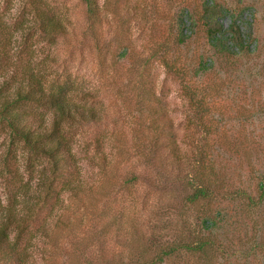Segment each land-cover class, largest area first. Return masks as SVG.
I'll return each instance as SVG.
<instances>
[{"label":"rangeland","instance_id":"374dc122","mask_svg":"<svg viewBox=\"0 0 264 264\" xmlns=\"http://www.w3.org/2000/svg\"><path fill=\"white\" fill-rule=\"evenodd\" d=\"M215 1L224 8L230 5L220 21L227 26L234 17L237 19L249 44L247 52L215 56L202 26L186 45L180 47L175 44L170 26L173 15L184 7L201 11L204 2ZM47 2L65 20L71 33L67 40H59L57 44L37 37L32 15L24 0H0L9 24L12 22L18 27L15 33L20 45L23 38L29 37V43L45 60L47 72L66 76L77 90H101L95 101L72 96L77 102L103 108L105 113L100 123L69 124L74 136L73 151L83 179L88 183L96 182L101 174L92 161L96 153V137H100V142L103 140L105 151L112 155L116 153L113 146L125 147L130 153L128 160L120 165L121 175L136 171L154 182L151 185L141 178L131 193L121 191L119 195L126 198L127 206L136 205L139 228H142L148 243L159 245L180 241L179 238L196 240L205 234L201 231L200 222L204 213L220 211L223 221L210 237L221 249L214 254L212 264H264V197L259 199L260 187L264 183V0H131L129 3L119 0L117 13L107 7L102 11L105 35L101 44L103 49L99 51L87 32L88 21L81 0ZM141 12H147V16H142ZM126 40L140 53L139 58L118 57L120 43ZM160 43L168 44L172 56L179 57L183 76H174L160 58H150L152 48ZM200 56H204L211 71L198 79L192 74ZM141 72L149 74L157 94L169 108L186 155H192L188 144L191 138L197 142L200 139V145L213 153L219 180L218 198L211 205L203 207L188 201L194 189L191 179L197 167L193 163L195 158L180 166L164 149L158 151L154 161L135 151L140 113L134 90ZM187 83L200 90L205 87L211 90L209 106L207 110L202 109L207 111V121L212 123L208 133L201 131L200 127L195 129V133L194 126L192 128L190 117L196 116V108L185 92L184 84ZM144 121L148 119L144 118ZM10 137L8 128L0 122V168L1 156L6 154ZM17 153L20 170L28 177L26 169L30 157L27 150L20 144ZM41 162L37 159L35 174L43 168ZM1 176L0 173V197L4 198L5 184ZM64 199L69 201L67 194ZM53 227L50 225V229ZM83 231L82 228L78 230L79 237L83 236ZM37 235L30 249L28 264H88L84 258H73L69 252L52 259L53 254L48 259V239L40 233ZM64 245L68 246V243ZM69 250L72 251L71 248ZM120 250L119 242L108 239L101 254L93 256L86 252L85 255H92L94 264H103L100 260L104 256L105 260L113 263L120 257ZM181 254L165 264L204 263L199 256L187 251Z\"/></svg>","mask_w":264,"mask_h":264},{"label":"trees","instance_id":"16d2710c","mask_svg":"<svg viewBox=\"0 0 264 264\" xmlns=\"http://www.w3.org/2000/svg\"><path fill=\"white\" fill-rule=\"evenodd\" d=\"M24 1L32 15L37 37L55 44L69 38L71 33L65 20L47 0ZM81 1L85 5L87 32L93 37L96 50H102L105 35L102 11L107 7L117 13L120 2L105 0L102 4L101 0ZM126 1L129 3L131 0ZM229 6L224 8L217 1L204 2L201 11L184 7L174 14L170 26L175 44L180 47L186 45L202 26L215 56L247 52L249 44L237 19L233 16V21L227 26L220 21L224 11H229ZM141 15L146 17L147 12H141ZM17 28L12 22L9 24L0 3V122L5 124L11 136L6 154L1 156L0 173L4 179L5 196L0 197V264H28L37 233L48 239V259L53 254L52 259L69 252L73 258H84L86 263L94 264L92 255L101 254L109 239L120 243V257L110 263L104 256L100 260L103 264H165L173 257L182 256L185 251L199 256L203 264H212L214 254L221 249L210 237L223 221L220 211L204 213L200 222L201 231L205 234L196 240L179 238L180 241L159 245L148 243L142 228H139L136 205L127 206L126 198L119 195L121 191L131 193L141 178L151 185L154 182L136 171L121 175L120 165L128 160L130 153L125 147L113 146L116 153L112 155L105 151L103 140L100 142V137H96V153L92 161L101 174L96 182L88 183L83 179L73 151L74 136L69 124L100 123L105 113L103 108L77 102L72 96L95 101L100 97L101 90H77L66 76L47 72L45 60L29 43V37L23 38L20 45L15 33ZM158 45L152 48L150 58H160L174 76H183L179 57L172 56L168 44ZM119 47L118 57H140L137 49L127 40ZM203 57L200 56L192 77L200 79L210 73ZM135 87L134 96L140 113L135 151L154 161L158 151L164 149L170 159L180 166L186 160L191 162L195 158L193 163L197 167L191 179L194 189L188 201L203 207L211 205L218 198L219 180L218 164L213 153L200 145V139L197 142L191 138L188 144L192 155L187 156L169 115L170 110L157 94L149 74L141 72ZM184 87L192 106L196 108V116L190 117L192 128L200 127L201 131L208 133L212 123L207 121V111L202 109L207 110L209 106L211 90L207 87L200 90L188 83ZM40 108L43 110L39 111ZM20 144L30 157L26 169L28 177L18 163ZM37 159L43 165L38 175L35 174ZM260 188L259 199H262L263 182ZM65 194L68 195V202L64 199ZM50 225H54L53 229ZM81 228L84 233L79 237L78 230ZM64 243H68L69 247ZM86 252L92 255H85Z\"/></svg>","mask_w":264,"mask_h":264}]
</instances>
